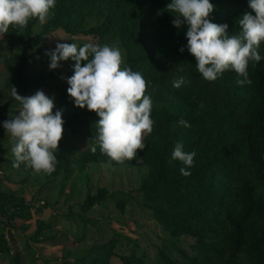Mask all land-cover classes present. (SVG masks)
Segmentation results:
<instances>
[{
	"label": "trees",
	"instance_id": "obj_1",
	"mask_svg": "<svg viewBox=\"0 0 264 264\" xmlns=\"http://www.w3.org/2000/svg\"><path fill=\"white\" fill-rule=\"evenodd\" d=\"M169 3L171 0H56L37 37H33V27L38 18H31L23 28L9 26L8 43L13 46L15 36L24 31L26 44L21 51L11 47V53L4 59L8 72L6 76L0 75V82L10 99L0 103V126L10 118V112L15 117L20 111L15 106L21 105L11 96L13 85L20 95L30 96L40 87L50 86L58 75L30 72L32 48L42 37L62 30L72 37L90 38L80 41L78 47L87 43L116 46L119 40L125 50V67L141 72L148 82L145 95L152 100L150 118L154 124L152 133L144 136L145 148L138 150L135 159L111 164L143 162L148 173L139 188L109 191L99 187L77 206L88 212L110 199L124 211L135 195L141 196L142 206L172 236L187 235L196 240L192 244L194 254L175 242L163 241L156 254L158 264H264V41L258 49L261 61L249 62L250 84L238 85L237 80L242 77L231 69L215 81H207L196 69V58L187 50V25L178 29L172 24L176 13L167 10ZM211 3L214 11L209 18L213 23L227 24L230 35L239 33L237 21L252 11L249 0H211ZM90 18L98 23L89 26ZM74 64L69 59V73H74ZM180 77L185 83L177 89L173 81ZM60 107L61 104L57 110ZM95 117L97 114L87 109L72 118H63V126L75 143L61 139L54 151L55 171L41 172L45 178L64 171L65 179H69L75 161L109 163L110 158L101 153L95 139L96 126L90 120ZM181 119L191 126H182ZM178 142L185 152L196 153L193 166L187 168L191 173L187 177L180 173L185 165L171 158ZM1 144L0 168L1 163L15 159L8 147ZM93 146L97 148L95 153L91 151ZM18 169L26 177L34 172L26 163H21ZM10 202L14 208L6 216L10 224L17 216L30 218L29 204L23 198L0 190V253L7 255L11 254V248L3 231L6 226L3 218ZM51 222L57 225L61 221ZM45 238L33 240H48ZM85 238L83 235L80 241ZM116 245L117 239L112 237L100 245H92L86 256L65 264H111L98 258L116 254ZM119 256L123 264H148L135 252ZM12 260L13 264H20L21 255L14 253Z\"/></svg>",
	"mask_w": 264,
	"mask_h": 264
},
{
	"label": "clouds",
	"instance_id": "obj_2",
	"mask_svg": "<svg viewBox=\"0 0 264 264\" xmlns=\"http://www.w3.org/2000/svg\"><path fill=\"white\" fill-rule=\"evenodd\" d=\"M55 4L56 0H0V34L8 33L11 25L26 27L31 18L44 24ZM249 8L252 11L237 21L239 33L230 35L227 24H216L209 18L214 11L211 0H171L167 5L169 12L176 13L172 24L178 29L187 25L186 47L196 58V69L205 80L215 81L231 69L242 77L237 80L238 85L251 83L249 62L259 63L262 59L258 49L264 41V0H249ZM184 51V47L180 48L181 53ZM46 55L53 70L61 61H75L74 74L66 78L67 92L76 107L87 108L100 117L95 124V139L101 153L110 158L109 164L101 167L110 166L111 161L123 163L135 159L138 150L145 148L144 136L152 133L154 124L150 118L152 100L145 95L148 82L141 72L122 68L119 47L107 44L87 43L78 47L76 43H57L55 50ZM184 83L180 77L173 81V87L178 89ZM11 96L21 105L17 116L10 112V118L3 122L13 144V167L26 163L36 174H51L57 163L54 151L64 133L62 110L53 112L55 98L42 90L23 96L13 85ZM179 123L191 126L184 119ZM91 151L95 153L97 148L93 146ZM195 156L194 151L185 152L178 142L171 158L185 165L180 173L187 177L191 175L187 168L193 166Z\"/></svg>",
	"mask_w": 264,
	"mask_h": 264
},
{
	"label": "rangeland",
	"instance_id": "obj_3",
	"mask_svg": "<svg viewBox=\"0 0 264 264\" xmlns=\"http://www.w3.org/2000/svg\"><path fill=\"white\" fill-rule=\"evenodd\" d=\"M50 16L51 12L46 21ZM97 23V19H89V26ZM41 26L42 24L38 21L33 27L34 38L40 33ZM84 39L90 38L72 37L59 30L42 37L40 43L32 48L30 72L33 74L57 72L58 75L50 86H42L30 96L42 90L50 98L54 97L53 112L61 104L58 110H62V118H72L75 113L85 111L87 108L76 107L74 99L67 92L69 85L66 78L74 74L67 71L69 60L61 61L57 69H50V57L46 55V52L55 50L57 43H76L78 46ZM24 44H26L24 31H20L15 36L13 46L8 43L6 34H0V75L2 77L8 72L4 59L11 53V47L14 51H21ZM116 47H119L121 51L123 60L121 67L123 68L126 64V57L119 40L116 42ZM4 86V83L0 82V94L2 95L0 103H5L10 99V94ZM15 108L21 109L20 106H15ZM99 119L97 115L90 120L96 124ZM62 140L71 144L75 143V139L66 127H64ZM0 142H2V147H8L13 159L14 155L11 151L13 144L3 125L0 126ZM6 156L10 157V154L7 153ZM13 161L14 159L11 163H1L3 166L0 168V190L23 198L29 204L28 215H30V218L17 216L10 224L6 216L14 211V208L11 202L7 205L5 218H3L6 226L3 231H6V237L10 241L13 253L24 251L25 254L31 256L33 254L26 249L25 243L35 242L37 249L35 250V264H65L66 261L86 256L92 245H100L115 237L117 239L114 250L116 254L107 259L99 257L98 261L123 264L119 255L135 252L143 256L148 264H158L156 254L163 245V241L175 242L178 247L189 254H194L192 244L196 243V240L187 235L172 236L152 217L150 211L142 206V199L139 195H135L124 211H121L115 201L110 199L101 205H95L88 212L82 211L77 206L84 202L89 192L94 194L99 187H106L109 191H129L139 188L148 173V168L143 162L110 163V166L101 167V164L108 165L109 163L75 161L73 174L69 179H65L64 171L47 179L42 173L36 174L35 172L26 177L20 169L13 167ZM51 220L61 222L52 225ZM83 235L86 238L81 242L80 238ZM33 237H47L45 239L48 240L37 242L33 240ZM9 256L0 254V264H13L12 260L8 261Z\"/></svg>",
	"mask_w": 264,
	"mask_h": 264
},
{
	"label": "crops",
	"instance_id": "obj_4",
	"mask_svg": "<svg viewBox=\"0 0 264 264\" xmlns=\"http://www.w3.org/2000/svg\"><path fill=\"white\" fill-rule=\"evenodd\" d=\"M25 245H26V249L28 251H30V253L33 254V255L28 256L27 253L26 254L24 253V251H22V252L19 251L20 252L19 254H21V259H22L21 260L22 263L20 262V264H35V250H37L36 247H35V242H30L29 241L28 243H25ZM10 248H11V245H10ZM19 250H22V249H19ZM0 254H2L3 256L7 255V254H3V253H0ZM13 255H14V253L12 252V249H11V254L7 258L8 261L13 259ZM12 262H13V260H12Z\"/></svg>",
	"mask_w": 264,
	"mask_h": 264
}]
</instances>
